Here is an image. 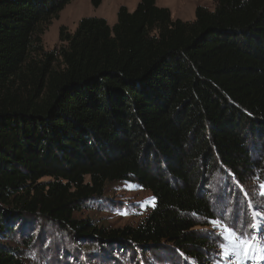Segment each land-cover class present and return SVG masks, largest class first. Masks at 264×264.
<instances>
[{"label": "trees", "instance_id": "16d2710c", "mask_svg": "<svg viewBox=\"0 0 264 264\" xmlns=\"http://www.w3.org/2000/svg\"><path fill=\"white\" fill-rule=\"evenodd\" d=\"M70 1L0 0V264H23L4 240L30 245L44 223L77 244H169L202 262L211 242L196 220L214 217L210 176L264 174V0H212L192 21L140 0L113 26H60V44L44 50L41 35ZM113 181L151 192L142 222L105 229L74 217Z\"/></svg>", "mask_w": 264, "mask_h": 264}, {"label": "rangeland", "instance_id": "374dc122", "mask_svg": "<svg viewBox=\"0 0 264 264\" xmlns=\"http://www.w3.org/2000/svg\"><path fill=\"white\" fill-rule=\"evenodd\" d=\"M140 0H102L93 7L90 0H71L51 20L41 35L42 47L50 51L57 47L58 29L66 26L73 32L80 19L85 17L104 18L109 26L117 21V10L125 6L133 11ZM156 4L166 7L172 19L194 20V6L213 8L212 0H155ZM116 19V21H115ZM86 177V181H88ZM43 178L41 181H49ZM264 174L248 178L244 184L232 181L222 171L210 176L206 186L214 210V217L197 218L196 229L206 235L211 249L202 262L179 257L172 252L169 244L156 251H127L111 247H93L90 242L70 241L57 227L44 223L45 233L41 237L33 226L32 243L21 245L20 240L7 238L5 243L17 247L23 264H264L259 257L264 252L245 254L241 240L251 235L255 238L256 249H264ZM155 206L151 192L133 182H106L100 196L85 201L78 211L77 219H88L93 225L105 229L136 226L142 222ZM127 213V214H120ZM252 224L256 228L251 227ZM235 234V239L232 237ZM256 249L253 251L256 252ZM227 250V257L222 253ZM185 259V260H184Z\"/></svg>", "mask_w": 264, "mask_h": 264}, {"label": "snow or ice", "instance_id": "6c2138e0", "mask_svg": "<svg viewBox=\"0 0 264 264\" xmlns=\"http://www.w3.org/2000/svg\"><path fill=\"white\" fill-rule=\"evenodd\" d=\"M262 187H264V185H262ZM120 214H127V213H120ZM251 227L256 228V225L252 224ZM231 235L233 239H235V234L232 233ZM240 243L243 245V250L245 254L252 253L253 255H256L257 252H264V249H256L255 238H253L251 235H249L248 238L241 240ZM254 249H256V252L253 251ZM222 254L227 257L228 251L225 250ZM259 258L261 260H264V255H261Z\"/></svg>", "mask_w": 264, "mask_h": 264}, {"label": "crops", "instance_id": "0c3cea01", "mask_svg": "<svg viewBox=\"0 0 264 264\" xmlns=\"http://www.w3.org/2000/svg\"><path fill=\"white\" fill-rule=\"evenodd\" d=\"M195 7H196V6H194V9H193L192 11H194V10H195ZM129 11H130V10H129ZM192 20H193V19H190L189 21H192ZM115 21H116V19H115ZM185 21H187V20H185Z\"/></svg>", "mask_w": 264, "mask_h": 264}]
</instances>
